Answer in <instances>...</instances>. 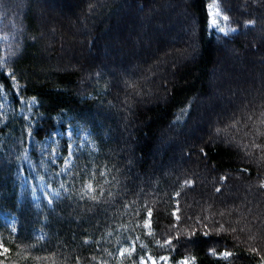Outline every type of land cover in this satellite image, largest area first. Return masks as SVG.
Segmentation results:
<instances>
[{
	"label": "trees",
	"instance_id": "16d2710c",
	"mask_svg": "<svg viewBox=\"0 0 264 264\" xmlns=\"http://www.w3.org/2000/svg\"><path fill=\"white\" fill-rule=\"evenodd\" d=\"M234 1L242 2H188L186 14L193 21L198 61L188 62L180 71L178 84L168 93V103L141 111V106L137 108L136 119L124 122L125 139V111L115 109L131 87H136L135 72L122 64L118 68L109 64L105 48L101 59L107 60L106 64L97 61L98 66L89 70L84 62L79 68L57 71L54 62L43 55L57 61L66 56L68 48L59 54L55 47H45L31 8L33 0H0V240L9 249L0 255V264H141V258L149 256L157 264H165L161 256L169 257L167 264L193 257L194 264H264V188L260 187L264 183V94L250 110L225 121L213 120L220 129L217 143L183 145L180 158H189L188 167L171 164L178 140L167 141L168 136L178 137L198 115V100L202 97V104L208 94L215 50L225 51L230 45L242 49L247 43L242 40L248 36L254 39V31L264 30L260 26V21L264 24V0H248L242 11L234 10ZM124 3L137 5L138 13H146L144 0H110L101 6L102 14L115 11L118 17L129 16L121 9ZM167 3L173 12L174 5L170 0ZM209 4L228 17L219 18L227 33L209 31ZM150 17L143 18L149 23ZM250 20L254 25L245 27ZM108 24L112 26V22ZM107 32L88 39L87 47L94 48L96 41L110 35ZM188 33L184 31L183 36ZM254 43L250 52L259 54ZM89 55L92 60L98 56L96 52ZM252 62L250 72L256 70ZM122 78L129 81L130 88L121 89ZM210 113L207 110L206 116ZM131 126L134 131L138 128L132 136L127 133ZM157 144L161 145V157L154 159L151 155ZM194 156L198 157L196 163H192ZM203 157L219 171L218 178H226L225 183L227 176L238 175L242 185L255 188L254 192L240 196L244 187L239 181L229 191L237 196L224 195L225 183L219 180L210 191L199 187L196 173L208 172L207 161L201 164ZM41 183L53 189L54 193L45 189L51 203L41 192L33 198L32 187L39 189ZM89 183L96 189L94 193L86 191ZM208 193L217 198L216 203L206 209L194 207L197 198ZM92 195L95 201L90 199ZM242 197L251 202L249 212L241 211L245 218L237 212L219 215L230 201L238 206L236 200ZM177 206L179 223L172 215ZM148 208L152 209V236L143 226ZM250 216L258 226L245 225L247 231L238 230L242 222L250 224ZM177 233L179 240L175 239ZM170 238L171 246L165 243ZM122 249L134 251L131 256H121ZM212 249L216 255L211 254ZM224 251L233 255L224 258Z\"/></svg>",
	"mask_w": 264,
	"mask_h": 264
},
{
	"label": "rangeland",
	"instance_id": "374dc122",
	"mask_svg": "<svg viewBox=\"0 0 264 264\" xmlns=\"http://www.w3.org/2000/svg\"><path fill=\"white\" fill-rule=\"evenodd\" d=\"M109 1L110 0H33L31 8L33 9L34 17L41 31L40 37L41 39H45V47L47 49H50L51 46V48L55 47L59 54H61V52L63 54V50L68 48L66 56L62 55V58L57 61L48 58L47 54L43 55L48 62H54V65L58 67L57 71L73 70L76 67L79 68L84 62L90 70L98 66V62L106 64L107 60L105 59L108 58L109 64H115V67H117L118 64V67H120L122 64L127 71L135 72L136 75L133 77H135L134 83H136V87L134 88L130 86L126 78L125 80L122 78L123 83L120 84L121 89H126L127 86H129L131 90L127 92L124 99L118 103V107L115 109H122L125 111L123 116L124 119L122 120V130L125 139H127L128 135L126 134V129L123 127L124 122L128 124L132 119H136V113L138 114L139 111L146 107H152L154 104L168 103V93L170 94L171 89L178 84V80L181 77V74H179L181 73L180 71H182L185 65H188V62L195 64L198 61L200 49L197 40L194 38L196 34L193 26H191L193 21L186 14V7H189L188 2L190 0H170L175 8L173 12L169 10L172 7L167 3L169 0H144L146 2V6L144 7L146 13H138V11H136L137 5L131 6L129 3H124L121 5V9L124 14L125 12L130 14L129 16L127 15V17L126 15L118 17V15H115V11L103 15L101 6ZM247 1L248 0H242L241 3L234 1L235 3L233 2L234 5L232 4V6H234V10L237 11L240 9L242 11L245 10V3ZM217 10L215 5H208V29L210 32L220 31L219 29L222 28L219 18L223 15L220 13L219 16L214 17L210 14ZM154 11H159V16H153L152 13ZM170 12L173 13V15L168 16ZM92 15H94V17H91ZM143 15L146 17L152 16L153 18L150 17L151 20L147 23ZM141 18H143V20ZM213 19L216 21L215 24L212 22ZM109 22H112V26H109ZM260 26L263 29L264 24L261 21ZM166 29H170L169 32L171 31V33L166 32ZM188 30L190 33H188L187 36H183V32ZM94 31L96 34H94ZM107 31H109V36H105L96 41L94 48L92 47L89 49L87 47L88 39H91L94 35H100L101 33L105 34ZM223 32L227 33L226 31ZM263 37L264 30L259 29L254 31V39L248 36L245 40H242L244 42L247 41L242 49L237 50L233 45L227 47L225 51H222L220 48L214 49L215 66L209 72L208 94L202 99V104V97L198 100L200 104L198 105V115L188 123V128L178 134V137H176V135L171 136V138L169 136L167 137V141L169 139L178 140L176 155L172 156V159L175 158V160H171V164L174 163L176 166L180 164V167H188L191 163L189 158L187 160L180 158V149L183 145H191L199 141V145L204 146L217 143L219 137V135H217V129L219 128H217L215 125L216 123H214L216 121L213 120H215V118H222L225 121L228 117L234 118L237 113L241 114L244 112L243 110L249 109L251 105L264 94ZM253 42L258 44L259 54L250 52V45H252ZM103 50L106 54L105 59H101ZM183 51L186 53L183 54ZM95 52L98 56L92 60L93 57L89 54H94ZM107 54H110V56ZM251 61H253L252 64L256 67L254 72H250L248 67ZM84 71L86 72L88 69ZM118 74L121 76L120 73ZM85 75H87V72ZM220 76L221 79L219 81ZM219 86L222 88L218 89ZM132 104L135 106L133 107ZM216 104H218L217 108L212 109ZM139 106H141L142 109L140 108L138 111L137 108H139ZM207 110H211L213 113L206 116ZM106 118L110 119V115L108 114ZM118 126H120L119 123ZM127 129V133L128 131L129 133L131 132L132 136L138 128L135 127V131L132 126L130 128L127 127ZM158 150H162L160 144H157L151 157L154 159H157V157L160 158L161 154ZM197 160V156L192 157V163H196L194 161ZM200 161L201 164H206L205 162L207 160L203 157ZM154 163L158 164L157 162ZM161 166H165V164ZM206 166L208 168L207 173H196L199 187L202 189L207 188L206 190L210 191L218 180L220 184L225 183L226 178H218L220 173L210 161H207ZM230 176H227L228 182L224 184V195L228 197L231 194L232 196H237L238 194L244 196L245 193L251 195V193L254 192L255 188L242 185V180L238 175L237 177ZM238 181L240 187H244L243 190L240 189L241 192L238 194H236L237 192H229L231 189H234L233 187H235V185L237 186L236 182ZM42 185L52 191L45 183H42ZM43 193L45 197L49 198L47 193L44 191ZM208 194L207 197H198L196 202H194V207L206 209L208 207L210 208L211 204H215L217 198L215 197L216 199L214 200L211 193ZM33 196L35 198L38 196L35 189L33 190ZM242 199L243 197L240 198L241 201H239V199L236 200L238 206L234 205L235 202L232 203V201H230L229 204H232H227L226 207H223L224 210H221L219 215L223 217L227 213L237 212L238 216H241L242 210L243 212H249L251 202L248 201V199H243L242 202ZM198 202L200 204H198ZM242 216L245 218L244 215ZM247 221H250V224H246L247 222L245 223L244 221L241 223L242 226H239L238 230L247 231L244 228H248L251 225L258 226L254 216H250ZM238 224L239 223H236V225ZM146 264H152V261L148 259Z\"/></svg>",
	"mask_w": 264,
	"mask_h": 264
},
{
	"label": "snow or ice",
	"instance_id": "6c2138e0",
	"mask_svg": "<svg viewBox=\"0 0 264 264\" xmlns=\"http://www.w3.org/2000/svg\"><path fill=\"white\" fill-rule=\"evenodd\" d=\"M210 14L213 15V16L215 17V16H219V15H220V12L217 10L216 12H214V13H210ZM223 19L227 20L228 17H227V16H224ZM212 22H213V24H215V23H216L215 19H213ZM254 23H255V22H254V21H251V20H250V21H247V22L245 23V27H248V26H250V25H254ZM219 30H220L221 32L224 31L223 28H220ZM233 31H235V29H234ZM9 75H12V74H9ZM12 78L15 79L14 75H13ZM219 134H220V130L218 129V130H217V135H219ZM68 147H69V149H71V145H68ZM255 147L259 148L260 145H255ZM201 151H203V149H201ZM69 155H71V152L69 153ZM101 175H104V173H101ZM185 184H191V181H185ZM260 187H261V188H264V183H261V184H260ZM85 189H86V191H88L89 193H94V192L96 191V189L93 187V185H92L91 183L85 185ZM216 191L219 192L220 189L217 188ZM101 195H103V192H102V191H101ZM179 195H180V193L177 192V193H176V196H179ZM90 199H92V200L95 201V200H96V196H95V195H92V196L90 197ZM49 203H51V201H49ZM178 211H179V208H178V206H177V210L174 211V212L172 213V215L175 217L177 223H179V221H180V216L177 215V212H178ZM147 217H148V218L144 221L143 226H144L145 229H149V231L147 232V235L152 236V235H154V233L151 231V217H152V209H151V208H148V209H147ZM176 226H177L176 224L173 225V227H176ZM221 230H223V225H221ZM13 231H15V229H13ZM233 231H235V229H233ZM192 234L194 235L195 233L193 232ZM203 234H204V236H208L209 233H208V232H204ZM175 239H176V240H179V239H180L179 233H177ZM84 243L87 244L88 241L85 240ZM157 243H158V245H159L160 247H164V245H163V244H160L159 241H157ZM165 243H166L167 245L171 246V245H172V239L170 238V239L166 240ZM8 251H9V249L6 248V247H4L2 240H0V255H3V254H5V253H7ZM132 251H134V249H133V250L122 249V250L120 251V255H121V256H124V255L127 253L128 256H131V255H132ZM253 251H256V250L253 249ZM210 252H211V254L216 255L214 249L210 250ZM232 255H233V254H232L231 252H229V251H224V252L222 253V256H223L224 258H229V257H231ZM37 259H40V258H37ZM93 259H95V258H93ZM148 259L152 261V264H156V260L153 259L151 256H149ZM168 259H169V257H166V256H161V257H160V260L165 261V264H167ZM194 259H195L194 257H193L191 260H189V259H182V260L178 261L177 264H194ZM261 260H262V262H264V257H261ZM141 264H146V261H145L143 258H141Z\"/></svg>",
	"mask_w": 264,
	"mask_h": 264
}]
</instances>
